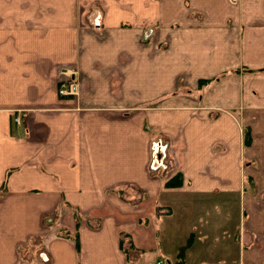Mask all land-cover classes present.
I'll list each match as a JSON object with an SVG mask.
<instances>
[{"label": "crops", "instance_id": "obj_1", "mask_svg": "<svg viewBox=\"0 0 264 264\" xmlns=\"http://www.w3.org/2000/svg\"><path fill=\"white\" fill-rule=\"evenodd\" d=\"M228 3L0 0V264H151L182 248L180 264H264V89L240 99L236 84L264 86V31ZM245 30L259 62L238 49ZM141 37L146 68L135 59ZM155 58L166 69L174 58L181 77L162 84ZM68 77L79 79L75 98L58 94ZM239 101L236 119L226 107ZM156 139L170 169L153 158ZM174 173L181 184L168 187ZM243 185L262 194L252 200ZM233 198L253 228L230 236L220 216L172 229ZM38 236V257L19 262V246Z\"/></svg>", "mask_w": 264, "mask_h": 264}, {"label": "rangeland", "instance_id": "obj_2", "mask_svg": "<svg viewBox=\"0 0 264 264\" xmlns=\"http://www.w3.org/2000/svg\"><path fill=\"white\" fill-rule=\"evenodd\" d=\"M228 6H230L231 12L236 13L239 18L247 17V19L249 20V22H248L249 26L247 28L249 30L250 29H252V30L261 29L262 31H264V0H229ZM230 19H232V16H231ZM228 21L230 23L232 22L231 20H228ZM173 25H175V24H172L169 28L170 29H175V27ZM93 26H94L93 22H90L89 28L93 27ZM100 26L101 25H99L98 29L100 28ZM155 28H156V25L152 26V24L147 27V30H149V31L147 32L145 39H149L151 37L152 33L155 31ZM98 29H96V30H98ZM96 34H97L98 37L103 39L104 36L100 32L96 33ZM150 42L145 43L144 37H141L140 40H138V38H137V41H136V55H135V59L140 63V65L144 64L145 68H146L147 55L144 54V47H145V45H147L146 47H150V44H149ZM151 46L154 47L156 45L151 43ZM156 47H157L158 51H165L169 47V44H168V42L167 43L161 42ZM238 49L242 50L243 53H245L247 55L249 62L254 63V62H259L260 61L258 57L256 58V53H257L256 43L254 42V39L251 36L248 37L247 30H245L244 36H240V38H239ZM243 49H245V50H243ZM221 51H223L222 47H221ZM231 54L233 55L234 51H231ZM124 56L127 57V54L125 53ZM226 58H227V55H226ZM171 61H172L173 67H168L167 69H166V66L164 64L160 67L158 58H155L154 61H152V64L156 68L160 69L162 71V73L164 74V75L158 74V75H162V77H163L162 84L165 83V77H166V80H167V78H171V77H173V78L174 77L175 78L176 77H181V74H180L181 70L179 69L177 71V68L175 67V59L173 58ZM240 65H242V61L239 59L237 62L233 63V68L237 67V66H240ZM176 66H180V64H176ZM251 67L252 66L249 65V68H251ZM263 68L264 67L258 68L255 71L260 72V69L262 70ZM148 70H150V69H148ZM263 71H264V69H263ZM145 76H147L145 73L141 75V77H142V80H141L142 87L141 88L142 89H146L147 83H148V82H145ZM73 81L76 83L78 91L76 92V94H74L72 96H68V97L75 98L79 94L80 83H79V79L76 80V79L73 78ZM200 82H201L202 85L206 84V80H203V81H200ZM236 84H237V87L239 88L238 96H239L240 99L243 98L244 93L246 91L245 90L246 88H249L248 92L250 94H252V92H255L257 88H258V90L259 89H264V86L260 85L259 81L251 80L249 82H246V81H244V79L242 77H240L238 79ZM141 88H137L136 89V93L137 94L139 93L138 91ZM174 92H176V91H174ZM242 107H243V105H240V101H239L238 106L226 107V109H227L228 113H230L232 116H234L237 119V117L239 115V112H240V109ZM151 110L152 109L150 108V111ZM237 112H238V114L236 115ZM163 145L164 144H163V140L162 139H156V140L153 141V158L162 156V158H156V161L163 163L164 164L163 166L165 168H169L170 169L171 168V165H170L171 161L169 160V157L166 159L165 150H163V148L161 147ZM155 163L156 162L154 160L153 164H155ZM174 174L175 175H173L174 176L173 182H175V178H176L175 177L176 173H174ZM244 188H245V190H248V191H254V193H251L250 196H249V197L252 198V200H256L257 195L259 193L262 194V192L258 191V188H257V191H255V188H251L250 186L246 187V185H243L242 186V190ZM2 194H3L2 191H0V195H2ZM258 204H260V203H257L255 205H258ZM225 206L226 207H223V206L221 207L224 210L223 212H220L218 208L215 209V207L209 209L203 215L204 217L202 216V218L199 221H198V217H196L195 224L192 223V224H190L189 227H187L188 226V219L192 218V216L179 215L178 216L179 221H178V223L175 226H173L172 229L176 228V229L183 230V229L192 228L194 226V227L202 230V228H201L203 226L202 221L205 219V217H207L208 219H214V218H218L220 216L224 220H227L226 221L227 222V231H229L230 236L231 235H235L236 233H238L239 231L237 232V230L242 229L244 227V225H246L245 223H247V227L246 228H253L254 227L252 225V220L251 219H250L249 222L248 221L246 222L245 217H241L240 209H239V199L238 198H233V202L226 203ZM208 214H211V217L207 216ZM201 215H199V217ZM242 216H243V214H242ZM52 219H53V216L45 218L43 220V227H42L41 231L45 230L46 228H49L52 225L51 224L52 223ZM58 231H60V230H57V232ZM248 231H250V230H248ZM215 235H218V234H215ZM39 237L40 236L35 237V238H31L28 243L26 242V245H24L25 244L24 243V244L19 246V248L17 250V259L19 260V262H21V263L22 262L29 263V261L31 259L34 260L35 256L38 257L39 247H40L39 246V243H40ZM226 238H227V236H224V239H226ZM242 238H245L246 242L250 241V239L252 238V234L250 232H248L247 234H243ZM214 239L220 240V237L219 238H213V240ZM171 242H172V240L167 241V245H169ZM215 249H216V247H214V250ZM177 252L178 251L175 250L170 255V259H169L170 261H167V259H165V258H160V259L155 260L152 264H156V262H162L163 264H176L174 262H176V257L175 256H176ZM42 253L43 252L40 253V256L44 260L43 262H46V258H45L46 256L42 257V255H43Z\"/></svg>", "mask_w": 264, "mask_h": 264}, {"label": "trees", "instance_id": "obj_3", "mask_svg": "<svg viewBox=\"0 0 264 264\" xmlns=\"http://www.w3.org/2000/svg\"><path fill=\"white\" fill-rule=\"evenodd\" d=\"M243 133H244V145L248 146L250 144V142H251V135H250L249 128L246 127ZM175 177H176L175 178V182H173L174 177L172 179H170V181L167 182V186L168 187H173L174 185H180L181 184V181H182L181 180L182 179L181 175H176ZM187 245L188 244H186L185 247ZM183 252H184V248L180 249L179 252H177V254L175 256L176 257V262H174V263L180 264L179 258L182 256Z\"/></svg>", "mask_w": 264, "mask_h": 264}, {"label": "built area", "instance_id": "obj_4", "mask_svg": "<svg viewBox=\"0 0 264 264\" xmlns=\"http://www.w3.org/2000/svg\"><path fill=\"white\" fill-rule=\"evenodd\" d=\"M78 88L76 83L73 81V79H69L66 81V86H62L61 88H59L58 90V94L62 97L65 96H72L74 94H76ZM15 122L18 123V119H15ZM156 264H163L162 262H157Z\"/></svg>", "mask_w": 264, "mask_h": 264}, {"label": "bare ground", "instance_id": "obj_5", "mask_svg": "<svg viewBox=\"0 0 264 264\" xmlns=\"http://www.w3.org/2000/svg\"><path fill=\"white\" fill-rule=\"evenodd\" d=\"M127 247V246H126ZM131 249V248H130ZM129 250V249H128ZM162 261V260H161ZM168 261V260H167ZM157 263V262H156ZM152 264V263H151Z\"/></svg>", "mask_w": 264, "mask_h": 264}]
</instances>
